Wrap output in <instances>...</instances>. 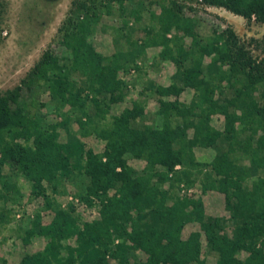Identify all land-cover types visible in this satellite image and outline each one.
Here are the masks:
<instances>
[{"label":"trees","instance_id":"16d2710c","mask_svg":"<svg viewBox=\"0 0 264 264\" xmlns=\"http://www.w3.org/2000/svg\"><path fill=\"white\" fill-rule=\"evenodd\" d=\"M199 2L264 24V0ZM142 3L70 0L57 27L61 52L45 48L20 83L0 94V197L13 188L3 167L14 164L30 182L31 192L51 206L52 216L43 227L53 232L62 228L69 212L49 198L47 184L60 192L58 184L68 177L81 199L89 203L91 196L99 198L97 221H85L77 230L79 264H207L199 257L200 230L217 255L213 264H264V36L248 39L258 49L253 54L228 25L201 33L196 19L184 13L183 3L166 0L159 2L157 12L148 9L144 35L133 38L128 18H141ZM113 10L122 19L112 27L114 51L107 55L95 48L91 36L101 15ZM148 46H160V56L174 64L170 82L154 87L160 125L135 124L143 105L132 101L91 130L103 141L101 151L86 149L82 169L68 175L66 143L60 141L56 125L43 127L19 105L22 85L40 84L56 107L79 110L83 119L78 117L77 123L89 133L93 115L102 119L109 112L97 87L110 101L115 91L122 97L126 83L121 72L138 69L136 60ZM183 87L192 89L188 100L179 98ZM214 114L222 117L221 126L210 122ZM221 136L227 140L224 150L208 160L195 157L194 146H208ZM73 138L68 133L66 142ZM129 158L142 161L138 172ZM193 167L202 173V191L223 194L235 222L232 236L221 217H205L201 198L184 196L166 203L163 183H191ZM190 217L198 229L184 234ZM133 250L143 256L130 259ZM32 258L23 255L17 264H34Z\"/></svg>","mask_w":264,"mask_h":264},{"label":"rangeland","instance_id":"374dc122","mask_svg":"<svg viewBox=\"0 0 264 264\" xmlns=\"http://www.w3.org/2000/svg\"><path fill=\"white\" fill-rule=\"evenodd\" d=\"M141 1L143 2L141 18L137 21L132 17L128 18V27L133 26L131 32L133 38L144 35L143 29L150 21L148 9L157 12L159 2H166V0ZM179 1L184 5V13L196 19V28L201 33H209L213 29L221 30L228 25L239 40L250 47L253 54L258 53V49L251 48L252 45L247 41L250 37L264 36L263 23L253 20V17L246 19L221 6L202 4L199 0ZM69 5L70 0H0V94L20 83L45 48L49 47L55 53L61 52L57 44V27L66 15ZM121 19V15L115 10L101 15L91 41L103 54L109 55L114 51L112 37L116 32L112 27L119 26ZM159 50L160 46L146 47L144 54L136 60L140 67L121 72L120 77L126 83L121 91L122 97L118 98V91H115L113 92L115 99L110 101L109 94L97 87L99 96H103L109 103V112L102 119L98 115H93V120L87 126L89 133H83L82 126L77 123L78 117L83 119L79 110L70 112L65 107H56L48 91L40 84L22 85L18 98L19 105L37 118L43 127L56 125L60 141L66 143L64 152L71 163L68 166L70 170L66 171L68 175L72 173L71 171L77 172L82 169L86 149L93 152L101 151L103 141L91 130L108 123L110 114L130 106L132 101H138L143 105L142 117L136 118L135 124L160 125L162 118L158 113V95L154 92V87L170 82L174 64L169 59L162 58ZM87 91L86 89L85 92ZM191 94V88L183 87L179 98L188 100ZM210 122L216 127L221 126L222 117L214 114ZM187 132L190 135L192 128ZM68 133L75 136L70 143L66 142ZM226 146L227 140L221 136L208 146H194L193 152L197 159L208 160ZM128 162L135 172L142 166V161L138 159L129 158ZM3 171L13 182V188L6 197H0V262L17 264L23 255L30 254L34 264H63L67 259H71V264H79L77 230L85 221H97L100 199L91 196L89 203L81 199L80 192L68 177L62 184H58V188L63 191L53 192L47 184L45 191L49 198H53L55 203L69 212V219L60 230L49 231L43 226L52 216L51 206L46 205L41 195L31 192L30 182L17 166L8 163L4 165ZM190 178L192 182L187 185L183 182L163 183V187L168 189L166 203L178 197H199L203 202L205 217H221L224 228L232 236L235 232V222L229 217V212L224 206L223 194L213 189L202 191V173L196 167L191 168ZM133 215L138 217L136 212H133ZM197 229L198 222L190 217L184 224L183 233ZM115 242L114 239L111 247ZM198 246L199 257L205 263L213 264L217 260L216 253L210 248L201 230ZM238 255L241 257L243 253L240 252ZM142 256L140 250H133L130 259ZM111 261L115 262L114 259Z\"/></svg>","mask_w":264,"mask_h":264}]
</instances>
